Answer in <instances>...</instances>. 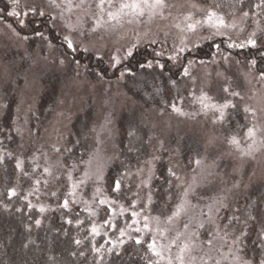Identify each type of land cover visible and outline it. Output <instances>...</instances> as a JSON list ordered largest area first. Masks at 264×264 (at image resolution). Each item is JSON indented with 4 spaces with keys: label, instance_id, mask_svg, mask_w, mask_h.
Returning a JSON list of instances; mask_svg holds the SVG:
<instances>
[{
    "label": "rangeland",
    "instance_id": "rangeland-1",
    "mask_svg": "<svg viewBox=\"0 0 264 264\" xmlns=\"http://www.w3.org/2000/svg\"><path fill=\"white\" fill-rule=\"evenodd\" d=\"M253 23L248 14L229 17L197 0H0V99L11 85L14 130L25 153L45 150L49 166L59 167L72 123L80 120L81 126L86 119L91 127L80 163H61L55 171L45 166L49 171L39 173L27 169L35 181L26 187L36 197L29 201L41 209L46 196L59 201V189L69 182L64 199L83 196L92 204L93 197V217L99 218L101 205L110 206L108 227L96 219L91 228L106 232L111 247L127 232L146 238L156 260L167 264H253L240 252L248 226L240 200L264 184V74L220 44L210 57L197 54L215 37L234 48L253 44ZM149 56L171 69L183 68L188 58L179 85L170 81L168 105L149 104L128 86L133 78L152 85L145 76L151 69L141 70L151 65ZM104 66L117 72L94 75ZM52 87L57 103L48 118L36 116L40 97ZM131 115L144 127L134 129L146 134L139 148L146 155L124 174L126 184L114 188L120 199L103 184L119 157L120 126L129 127ZM193 138L200 146L187 167L182 146L186 141L193 147ZM160 161L172 176L163 208L153 187ZM257 262L264 264V254Z\"/></svg>",
    "mask_w": 264,
    "mask_h": 264
},
{
    "label": "trees",
    "instance_id": "trees-1",
    "mask_svg": "<svg viewBox=\"0 0 264 264\" xmlns=\"http://www.w3.org/2000/svg\"><path fill=\"white\" fill-rule=\"evenodd\" d=\"M197 1L214 6L229 17L248 14L254 22L253 26L257 28L254 42L251 45H244L243 48L229 47L221 37H215L198 46V50L196 49L198 56L210 57L215 51V44H220L224 52H231L239 58L254 61L255 69L264 74V0ZM242 42H245V39ZM194 55L192 54L189 60L195 57ZM186 58L180 65L183 68L176 65L171 69L169 63L163 65L156 57L149 56L148 62L151 65L146 67L145 64L141 70L145 72L148 68L151 69L148 74L145 73V76L152 85L143 82L135 83L136 79L133 78L127 81L129 88L149 104L165 103L168 105L174 94L170 81L174 82V86L179 85L182 80L179 73L187 64L188 58ZM109 70L107 66L96 67L94 71L97 73L94 75L99 73L103 77H109L114 76L113 72H117V70L112 72ZM54 87L40 97L36 116L48 118V111L57 103L59 96ZM2 92L4 97L3 100L0 99V264H167L159 259V261L156 260V255L146 238H129L128 236L132 233L124 232L121 237L117 238L122 242L111 247L110 242L107 241L106 232L96 234L91 228L96 219L103 229L108 227L104 221L108 218L110 206L101 205L99 218L93 217L90 213L93 211L92 207L95 208L93 197H90L91 201L94 200L92 204H88L86 202L88 198L83 196L77 201L64 199L69 182H63L61 191L59 189L58 197L61 201L59 204L54 195L46 196L48 200L40 204L42 209L29 201L28 198H32L35 203L36 197L28 195L29 190L26 189L28 185L32 187L35 182L27 169L34 170L37 167L36 172L39 173V170L42 172L51 169L55 171L54 167L60 168L61 163L65 167L80 163L89 151L91 127L86 119H84L86 123L81 126L80 120L78 122L76 120L77 123L73 122L74 132L68 137L62 149V160L57 162L59 167L54 164L49 166V155H46L45 150H41V154L25 153L26 150L14 130L15 91L11 85H8ZM85 115L86 113L83 116ZM35 122L36 120H33V123ZM125 122L129 127L125 125L123 128L122 124L120 126V133L123 135L118 139V160L107 169L106 180L103 184L112 194L116 192V187L126 184L124 174L141 163L144 160L143 156L146 155V152L141 150L142 148L139 149L141 144L147 142L146 134L134 129L142 124L135 115H131ZM75 123L78 127H75ZM134 132L139 133V139L135 138ZM195 139L193 138V147L192 142L186 141L182 146L181 153L187 167L192 164L195 150L200 146H195L198 143ZM136 144L137 146L134 147ZM168 168L169 165L165 161L158 162L153 186L157 199L156 204L158 203L157 205L162 208L161 204L167 203L164 200L170 194L166 189L172 179ZM93 183L89 181L87 184ZM114 195L124 199L123 194L115 193ZM240 201L245 202L248 208V210L244 208L248 214V226L241 237L240 252L250 263L256 264L264 254V184L252 190L248 196L243 198V201ZM168 205H173V202H169ZM110 231L113 232L112 229Z\"/></svg>",
    "mask_w": 264,
    "mask_h": 264
},
{
    "label": "snow or ice",
    "instance_id": "snow-or-ice-1",
    "mask_svg": "<svg viewBox=\"0 0 264 264\" xmlns=\"http://www.w3.org/2000/svg\"><path fill=\"white\" fill-rule=\"evenodd\" d=\"M128 5H125V7H127Z\"/></svg>",
    "mask_w": 264,
    "mask_h": 264
}]
</instances>
